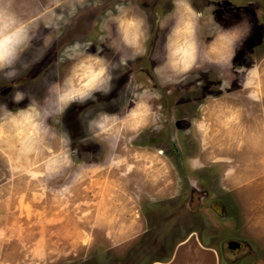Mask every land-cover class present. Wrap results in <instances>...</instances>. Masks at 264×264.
I'll return each mask as SVG.
<instances>
[{"label": "rangeland", "instance_id": "1", "mask_svg": "<svg viewBox=\"0 0 264 264\" xmlns=\"http://www.w3.org/2000/svg\"><path fill=\"white\" fill-rule=\"evenodd\" d=\"M120 1L79 0L73 17V0H22L47 29L51 47L29 72L0 79V104L15 113L27 104L12 103L15 91L42 97L49 81L67 71L57 59L62 49L79 40L91 42L94 52L105 12ZM193 6L204 13L209 42L216 25L247 27L231 66L208 65L161 88L152 72L164 35L157 21L171 0H155L130 10L146 14L152 26L148 55L130 62L107 97L97 94V104L52 115L27 155L17 150L11 118L0 109V229H10L0 232V252L12 261L6 264H214L215 253L218 264H264V0H193ZM137 83L161 93L151 102L157 115L148 127L125 130L111 148L104 135L85 131V109L104 104L117 112L110 102ZM43 108L55 112L54 96ZM119 115L129 116V109ZM248 143L262 144L263 152Z\"/></svg>", "mask_w": 264, "mask_h": 264}, {"label": "clouds", "instance_id": "2", "mask_svg": "<svg viewBox=\"0 0 264 264\" xmlns=\"http://www.w3.org/2000/svg\"><path fill=\"white\" fill-rule=\"evenodd\" d=\"M78 2L73 0L70 9L73 17ZM104 17L99 25L103 34L98 37L104 47L92 52L93 45L89 41L76 40L67 44L57 58L58 63H67V71L62 77L54 76L49 81L42 97L37 98L23 90L15 91L12 94L14 105L27 100V104L18 107L15 113L7 104H0V109L11 118L15 129L13 134L19 144L17 150L22 155H27L32 150L30 145L47 132L45 125L52 115L62 117L72 105H85L89 101L97 104V94L107 97L130 62L148 55L152 26L146 14H133L127 0H121L114 10L106 11ZM204 20V13L193 6V0H171L170 11L158 18L157 26L164 35L159 52L153 57L156 63L152 72L161 88L183 83L193 73L199 75L208 65L222 63L231 66L235 48L246 36L247 27L237 25L224 29L216 25L219 31L209 42L204 36ZM48 35L47 29L41 31L40 25L24 10L22 0H0V79L13 80L29 72L51 47V42L45 46ZM105 48L111 57L105 53ZM209 53L214 55L213 59L208 58ZM53 96L56 109L49 114L43 105ZM161 98L158 89L144 87L140 83L129 89L126 84L117 98L110 102L119 107L117 112L105 111L107 105L104 104L98 111L87 108L80 114L84 117L81 123L86 132L108 138L111 148L112 142L118 141L125 130L138 132L142 127H148L149 121L157 115L151 102ZM125 107L129 109V116L135 118V123H128L129 116L120 117L119 111ZM204 126L203 121L197 124L198 128ZM3 134V115H0V136ZM61 135L62 142L70 150L69 134L63 130Z\"/></svg>", "mask_w": 264, "mask_h": 264}, {"label": "crops", "instance_id": "3", "mask_svg": "<svg viewBox=\"0 0 264 264\" xmlns=\"http://www.w3.org/2000/svg\"><path fill=\"white\" fill-rule=\"evenodd\" d=\"M104 2L106 1V0H103ZM119 1V0H118ZM138 1H141V2H144L145 4H144V7L146 8V7H148V6H150L151 5V3H152V1H155V0H135V4L136 5H134L132 2L133 1H131L130 0V2L128 3V8H129V10H131V9H133V8H136V9H141V8H144V7H140L138 4H139V2ZM158 1V0H157ZM121 2V1H120ZM164 3V2H163ZM135 9V10H136ZM253 135H255V134H253ZM248 144H250L249 145V147L251 148V147H253L252 149L253 150H255V151H259V152H263V147H262V144H260L259 146H257L256 147V145L255 144H253V143H248ZM13 231H15V230H13L12 229V232ZM0 232H10V229H6L5 228V230L4 229H0ZM7 246V245H6ZM13 245H9V246H7V248H10V247H12ZM4 248V246H2L1 244H0V250L1 249H3ZM207 249H211V248H207ZM211 250H214V249H211ZM215 252V251H214ZM14 253V252H13ZM12 253V256H13V259L14 258H20L19 256H18V254H17V256H15L14 254ZM7 253H2V252H0V264H6V262L7 263H11L12 261L10 260V258H9V252H8V255H6ZM3 256H4V259H3ZM218 261H217V256H216V253H215V260H214V264H218L217 263Z\"/></svg>", "mask_w": 264, "mask_h": 264}, {"label": "flooded vegetation", "instance_id": "4", "mask_svg": "<svg viewBox=\"0 0 264 264\" xmlns=\"http://www.w3.org/2000/svg\"><path fill=\"white\" fill-rule=\"evenodd\" d=\"M101 3H103V5L105 4V2L103 1V2H101ZM104 6H106V5H104ZM152 6H153V4H152ZM92 29V28H91ZM90 33V32H89ZM101 34L100 33H97V38L100 36ZM98 41H99V39H97ZM105 53H108L109 54V50H106L105 49ZM110 55V54H109ZM1 81H3V79L1 80ZM2 89V94L5 96V97H7V93H8V89L6 88V87H2L1 88ZM4 89H5V91H4ZM4 91V92H3ZM239 245V244H238ZM235 246H237V243H235Z\"/></svg>", "mask_w": 264, "mask_h": 264}]
</instances>
